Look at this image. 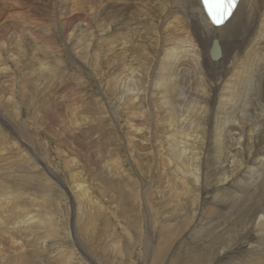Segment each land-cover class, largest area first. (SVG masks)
<instances>
[{
  "label": "rangeland",
  "instance_id": "374dc122",
  "mask_svg": "<svg viewBox=\"0 0 264 264\" xmlns=\"http://www.w3.org/2000/svg\"><path fill=\"white\" fill-rule=\"evenodd\" d=\"M38 3L44 7V15L57 16L53 0ZM15 5V2L7 4L8 12ZM69 10L80 15L82 8L78 7L77 0H72ZM159 21L157 19L153 27L154 36L153 32L144 31L130 43L133 48L142 47L139 65L130 62L138 57L126 54L130 68L143 67L139 68L140 74L153 71V64L161 57L156 29L164 25ZM58 27L65 26H59L55 19L52 54L45 44L38 45L40 52L36 53L37 44L28 35L23 39L33 46L28 58L15 54V44L24 36L15 37V34L0 59V72L5 70L9 75V79L4 75L0 80V209L3 210L0 213V264H221L228 261L232 253H237L234 243L240 245L237 249L241 251L249 241H256V228L264 221V171L259 169L263 148L253 140L256 133L247 129L245 136L241 134L240 144L228 159L224 158L225 151L234 142L221 134L217 156L212 163H207L211 162L216 147L212 133L219 128L210 102L211 139L210 136L203 138L204 135L197 139L196 158L192 162L198 170L199 195L195 200L183 201V192L191 189L189 182L179 180L184 173V162L173 153L172 156L167 154L171 136L178 133L182 125L172 133L168 119L172 117L173 121L180 115L186 116V120L193 118L194 104L189 100L196 87L188 86L196 85L195 80L200 75L187 67V81L178 89L183 93L180 99L171 98L170 102H166L155 87H141L136 83L134 87H114L110 83L117 80V69L102 70L99 66L98 36L91 38L90 46L85 44L83 26L77 21L66 28L70 39L65 41ZM132 27L137 28L136 33L142 28L136 24ZM32 59L39 87L23 85L28 74L27 69L24 72V64ZM112 60L122 61L117 56ZM40 66L50 68L49 74L40 70ZM210 82L211 78L205 74L201 82L205 96L211 92ZM230 91L227 90V97ZM201 93L199 91V95ZM221 98L217 100L222 101ZM251 98L253 96L249 95L246 100L249 102L245 104L249 109L253 103ZM196 99L198 104L200 99ZM163 102L170 103L168 108L175 115L167 117L155 107ZM146 117L150 126L146 125ZM250 127L260 129L259 125ZM261 135L264 141V134ZM247 137L252 139L249 141ZM209 141L213 148L211 155L204 148ZM248 141L249 149H246ZM161 159H165L169 167L160 164ZM7 171L12 172V177L7 176ZM172 171L177 173L176 180L171 177ZM213 175L227 182L214 181ZM193 180L191 177L190 182ZM248 185L249 188L245 187ZM238 189H245L246 196L239 195ZM26 214L35 216L37 221L26 227L28 233H25L27 229L16 225ZM174 214L179 217L173 219ZM207 216L216 224L200 231L202 223L210 222ZM195 225L198 227L193 230ZM255 249L259 252L258 258L254 257L257 262L264 247L257 245Z\"/></svg>",
  "mask_w": 264,
  "mask_h": 264
},
{
  "label": "bare ground",
  "instance_id": "6f19581e",
  "mask_svg": "<svg viewBox=\"0 0 264 264\" xmlns=\"http://www.w3.org/2000/svg\"><path fill=\"white\" fill-rule=\"evenodd\" d=\"M53 1L57 7L56 17L49 16L48 14L44 15L45 9L38 3L41 2V0H0V59L5 53L6 46H9V40H14L15 34V37L24 35L20 37L18 42L15 44V54H21L26 58L29 55L28 51L33 49L30 41L23 42V39L26 35L30 36L37 44L35 45L36 53L40 52V47L38 45L45 44L49 54H52L55 49L53 41V25L56 19L59 26H65L63 28L58 27L61 30L62 37H64L65 41H69L70 39V34H68L66 28L71 25L72 22L77 21L80 22L81 27L83 26L82 33H84L83 40L85 44L90 46L91 38L96 37L95 39H97L98 36V43L96 46L98 49V54L96 56L99 59L101 57L99 66L102 70H105L108 67L111 69H117V80H114L112 83H110L114 87H134L135 83L139 84L141 87H155L156 89H159V92L162 93V98L166 102H170L171 98L175 100L180 99V95L183 92L181 91L182 89L179 91L178 89L179 87H184L183 85L187 81L188 76L185 72L187 67H192L194 70H196L195 72L200 75V77L195 80V82L197 81L196 85L194 84L188 86L196 87L195 91L198 92V95H196V92L193 91V93H191L193 98L192 100H189V102L194 104V109L192 111L193 118L186 120V116L183 117L180 115L178 116V119L180 118V120L175 118L172 121V117L170 116L175 114H173V110L168 108L170 103L167 104L163 102L156 106L154 105L155 107H159L161 111H163L162 113L167 115V117H170L168 119V127L170 128L169 131L174 133L182 125V127L179 129V132H175L174 135L171 136L167 146V154L172 156L173 153L177 155L178 159L180 158L184 162V165H182L184 173L179 177V180L184 179L186 182H189V189H191L190 191L183 192V196H185L183 201H187V199L195 200V198L199 195L198 186L200 184L198 182V170L194 169L192 162L196 158L195 150L197 139L202 138L203 135V138H205V136H210L213 129V119L212 121L210 120L208 113V106L210 102L212 103L211 108L215 111L217 117L216 125H218L219 128L217 129L218 131L212 133L213 138H215L216 141V147L214 148V154L210 158L211 162L207 163H212L213 159L217 156V153L220 149L219 145L221 143V134L227 136L228 140H233V142L236 144L230 143L229 149L225 151L226 154L224 158L228 159L237 149V144H240V137L243 136V133L245 136L246 130L251 129L256 133L253 134L257 135V137L253 140L256 141L258 146L262 144V157L259 158V164L261 167H259V169L260 171H264V168L262 167V165L264 166V141L263 136L261 135V133L264 134V114H262L264 112V0H239V3L232 16L227 22L224 23V25L218 28L213 27V25L207 19L199 0H77L78 7L82 8L80 15L72 14L70 12L69 5H72V0ZM10 2L16 3V5L12 7V10L15 8L16 11L10 10V12H8V7H6V5ZM34 8H36V10H34ZM25 9L28 11L23 12ZM157 19H160L159 22L163 23L164 25L163 28L156 29V39L160 44V51L158 54H160L161 57L156 61V63L153 64L155 66L153 71L150 70L151 72H148L147 74L143 73L142 71V74H140L139 68L143 67L139 66L138 68H130L131 65L129 64L128 59H126V54L135 55L138 57L139 59L133 58L130 62H135L137 65H139V54L142 51V47L140 46L138 49L133 48L130 43L132 40H135L142 33H144V31H147L148 34L151 31L153 32L154 36L155 32L153 27L155 26ZM134 24H136V26H142L138 33H136L137 28L134 30L132 27ZM145 25H147L146 28ZM117 26H119V28H116ZM96 28H98V30L97 32H94L93 30H96ZM13 29H15L16 32H14ZM10 30H12L11 34H9ZM118 31L121 32L117 33ZM98 32H101V35H99ZM213 40H217L220 47L221 57L217 60H211L209 55V50ZM25 45L28 47L25 50L21 49V47ZM94 52H96V50ZM119 52H121V54H118ZM115 56L122 59V61H111V58ZM33 60L34 59L30 60L28 63L25 62L24 64V72L25 69L28 70V74L23 81V85L25 87H39V85H37V78L34 77V70H32V66L34 64ZM142 65H145V63H142ZM41 68L40 70L46 71L49 74L50 68ZM7 74L8 71L5 70L0 72V80L4 75H6V79H9V75ZM205 74L211 78V82L209 83L208 87H210V91L212 92H209V95L207 94L206 96L202 90L204 87H201V82L205 79ZM159 87H163V89ZM197 87H200L201 89ZM229 89L231 91L227 97V90ZM153 90L154 89L151 88L150 92H153ZM199 91L202 92L201 95H199ZM256 92L257 96L254 97ZM249 95L253 96V98H251L253 103L250 104V109L245 107L247 106L245 105L246 102H249L246 101ZM218 97H222L220 99L222 101L217 100ZM196 98L200 99L198 104ZM152 110L154 111L155 108ZM152 110L149 109L148 112ZM150 115H152V113H150ZM51 117L52 119H55L53 117V113L51 114ZM146 118V125L150 126L149 119L148 117ZM191 124L193 125L191 126ZM251 124L254 126L259 125L260 129L253 130V127H250ZM76 128L77 127L75 125V129ZM187 130H189L188 133L186 132ZM201 132H203V134ZM238 133L240 136H238ZM25 136L27 135L25 134ZM246 139L250 141L252 138L247 137ZM249 141L245 143L246 149H249ZM210 145L211 141H209V143L205 145L204 148L211 155L213 148ZM160 164L169 167L166 165L165 159H161ZM230 165L231 164L229 163L227 167ZM10 173L12 174V172H6L8 177H12ZM171 177L176 180L177 173L172 171ZM191 177L194 179L193 183L190 182ZM218 177L219 179L213 175V180L219 182H225L227 180L223 178L221 179L220 176ZM252 179H254V176ZM262 181H264V179H262ZM174 184L177 185L176 182H174ZM242 186L243 185L240 187ZM245 187L249 188L250 185ZM237 191H239V189ZM239 192H241L239 195L246 196L244 193L246 192L245 189ZM262 192L259 194L258 191H255L254 194L258 193L261 195ZM15 197H17V195H15ZM180 206H182V204H180ZM2 211L0 209V213ZM181 212L182 209H180V212L178 211V214L180 215ZM209 213V215L212 216L211 210ZM221 213L223 215L225 211ZM179 215H172L173 219L179 217ZM206 218H209L208 220L210 222L208 225H203L202 223L198 228L200 231H204L207 228L211 229L212 227L213 218L208 216ZM22 219L23 220L21 221L18 220L19 222H17L16 225H21L19 227L25 229H27L26 227L31 226L30 224L34 225L37 223L35 216H28L26 214L23 215ZM258 224L259 225L256 228L258 238L256 241H252L251 239V241L248 240V245L244 246L243 250L241 251H238L237 249L238 246L241 248L240 245L234 243V248L237 253H232V256L229 258V260H226L221 264H260L259 261L264 262V249L263 254L260 256L257 262L254 261V257L258 258L257 254H259V252L256 253V246L259 245L264 247V221L263 223ZM196 227H198V225H195L193 230H195ZM27 231L29 232L27 229L25 233H28ZM7 235L9 238V234Z\"/></svg>",
  "mask_w": 264,
  "mask_h": 264
},
{
  "label": "snow or ice",
  "instance_id": "6c2138e0",
  "mask_svg": "<svg viewBox=\"0 0 264 264\" xmlns=\"http://www.w3.org/2000/svg\"><path fill=\"white\" fill-rule=\"evenodd\" d=\"M214 25H221L231 15L236 0H202Z\"/></svg>",
  "mask_w": 264,
  "mask_h": 264
},
{
  "label": "water",
  "instance_id": "95a60500",
  "mask_svg": "<svg viewBox=\"0 0 264 264\" xmlns=\"http://www.w3.org/2000/svg\"><path fill=\"white\" fill-rule=\"evenodd\" d=\"M209 55L211 60H217L220 56V47L217 40H213L211 48L209 50Z\"/></svg>",
  "mask_w": 264,
  "mask_h": 264
},
{
  "label": "clouds",
  "instance_id": "9594fccd",
  "mask_svg": "<svg viewBox=\"0 0 264 264\" xmlns=\"http://www.w3.org/2000/svg\"><path fill=\"white\" fill-rule=\"evenodd\" d=\"M216 28V27H215ZM218 28V27H217Z\"/></svg>",
  "mask_w": 264,
  "mask_h": 264
}]
</instances>
